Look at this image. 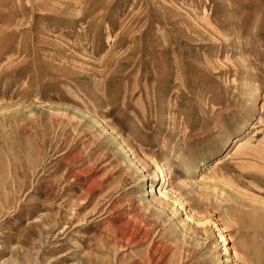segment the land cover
Here are the masks:
<instances>
[{
    "label": "rangeland",
    "instance_id": "rangeland-1",
    "mask_svg": "<svg viewBox=\"0 0 264 264\" xmlns=\"http://www.w3.org/2000/svg\"><path fill=\"white\" fill-rule=\"evenodd\" d=\"M0 264H264V0H0Z\"/></svg>",
    "mask_w": 264,
    "mask_h": 264
},
{
    "label": "bare ground",
    "instance_id": "bare-ground-1",
    "mask_svg": "<svg viewBox=\"0 0 264 264\" xmlns=\"http://www.w3.org/2000/svg\"><path fill=\"white\" fill-rule=\"evenodd\" d=\"M66 109V108H65ZM67 111V110H66ZM109 112V111H108ZM107 112V113H108ZM74 115H76V114H74ZM68 116H69V114H68ZM64 117V116H63ZM73 118V117H72ZM76 118V117H75ZM82 121V120H81ZM98 122H100V121H98ZM103 123V122H102ZM101 124V123H100ZM109 126V124L107 123V124H104L103 125V127L104 128H102V134L104 133V131H106L107 130V127ZM109 128H112L111 126L109 127ZM110 135H112V133L110 134ZM126 145V144H125ZM120 147L122 148V149H125L126 147H127V145H126V147H123L121 144H120ZM127 149V148H126ZM125 151V150H124ZM135 165V164H134ZM162 173H160V176H161V185L159 186V188L157 189V190H159L158 192H160L164 187H165V184H166V179H165V174H164V172L163 171H161ZM75 176V175H74ZM162 194V193H161ZM163 195V194H162ZM164 196L160 199V204H162V203H166L165 202V200H164ZM178 198H179V196H178ZM67 224V223H66Z\"/></svg>",
    "mask_w": 264,
    "mask_h": 264
}]
</instances>
